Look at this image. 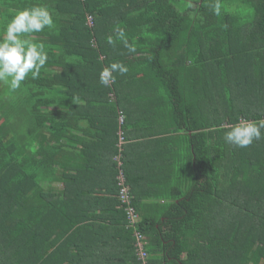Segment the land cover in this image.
Wrapping results in <instances>:
<instances>
[{
	"label": "trees",
	"instance_id": "obj_1",
	"mask_svg": "<svg viewBox=\"0 0 264 264\" xmlns=\"http://www.w3.org/2000/svg\"><path fill=\"white\" fill-rule=\"evenodd\" d=\"M234 1L223 0L215 16L213 0L190 8L177 0H0V36L31 6L48 7L56 25L27 37L49 54L40 77L29 75L16 91L0 82V264H52V209L61 205L52 200V158L72 130L67 118L76 109L67 99L82 92L115 94L126 139L150 129L136 137L179 142L172 146L183 182L179 196H170L179 203L157 222L140 218L149 264H264V129L246 148L225 140L242 119H264V0H241L253 11L251 22L225 8ZM116 27L134 53L122 42L108 44ZM113 62L129 72L113 73L105 86L100 73ZM118 213L131 262L140 264L126 214Z\"/></svg>",
	"mask_w": 264,
	"mask_h": 264
},
{
	"label": "crops",
	"instance_id": "obj_2",
	"mask_svg": "<svg viewBox=\"0 0 264 264\" xmlns=\"http://www.w3.org/2000/svg\"><path fill=\"white\" fill-rule=\"evenodd\" d=\"M80 85L85 88V82ZM76 97L79 104L67 99L76 109L67 118L71 133L66 132L63 148L52 158L58 164L53 167L52 200L61 202L52 209V233H56L52 241L57 239L52 264H133L117 206L114 157L119 143V100L92 97L88 92ZM149 133L150 129L134 131L124 147L140 218L157 222L179 203L170 196H179L176 186L183 182V174L177 173L182 164L176 162L177 150L172 146L179 142L166 135L136 137ZM62 228L67 232L60 239ZM153 258L162 260L160 255Z\"/></svg>",
	"mask_w": 264,
	"mask_h": 264
},
{
	"label": "clouds",
	"instance_id": "obj_3",
	"mask_svg": "<svg viewBox=\"0 0 264 264\" xmlns=\"http://www.w3.org/2000/svg\"><path fill=\"white\" fill-rule=\"evenodd\" d=\"M223 0H213L211 9L215 16L222 15ZM54 12L46 6L26 7L16 12L10 22L3 29V36H0V82L8 84L12 91L21 88L30 75L35 80L40 77L41 69L48 62L49 54L43 43H36L28 39L32 33L42 32L45 28H55L53 19ZM115 37L108 36L107 42L115 45L117 41L122 42L130 53L136 51L135 47L129 44L124 29L114 28ZM129 72L128 66L121 62H113L105 67L100 73V83L109 86L110 81L114 82L113 73L121 76ZM72 102L79 104L80 98L73 96ZM264 119L259 121L241 120L233 125L225 133V140L234 146L246 148L254 140L262 138Z\"/></svg>",
	"mask_w": 264,
	"mask_h": 264
},
{
	"label": "built area",
	"instance_id": "obj_4",
	"mask_svg": "<svg viewBox=\"0 0 264 264\" xmlns=\"http://www.w3.org/2000/svg\"><path fill=\"white\" fill-rule=\"evenodd\" d=\"M88 26L93 28L94 20L91 16H87ZM125 116L123 112H120L119 117V143L118 151L114 157V162L118 169L117 174V186H118V200L120 202V209L124 210L126 214V228L131 230L133 238L135 239L134 246L136 248V256L140 264H149V254L147 252L148 241L144 235L139 231L140 215L132 205V196L130 187L127 183L125 172L123 167L125 166V144L126 137L124 131Z\"/></svg>",
	"mask_w": 264,
	"mask_h": 264
},
{
	"label": "rangeland",
	"instance_id": "obj_5",
	"mask_svg": "<svg viewBox=\"0 0 264 264\" xmlns=\"http://www.w3.org/2000/svg\"><path fill=\"white\" fill-rule=\"evenodd\" d=\"M179 1V7L181 8H184V7H194V3L196 0H177ZM225 8H227L229 11H234L235 13H238L242 16H245V22H251L252 21V18H253V11L251 9H249V7L245 4V3H242L241 0H236L234 1V3L230 4V3H227L225 4ZM110 99H115V94H110ZM225 183V182H224ZM226 187V186H225ZM228 213L230 216H232V212H231V209L229 208L228 209Z\"/></svg>",
	"mask_w": 264,
	"mask_h": 264
}]
</instances>
